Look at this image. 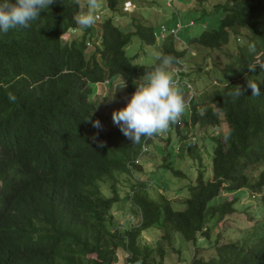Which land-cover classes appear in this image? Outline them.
<instances>
[{"label":"trees","instance_id":"16d2710c","mask_svg":"<svg viewBox=\"0 0 264 264\" xmlns=\"http://www.w3.org/2000/svg\"><path fill=\"white\" fill-rule=\"evenodd\" d=\"M80 1L54 0L29 27L0 34V264H117L119 251L127 254L128 264H165V246L167 253L175 234L196 248L188 264H264V170L255 172L264 164V0H226L212 13L204 10L208 28L184 41L168 31L159 39L162 27L157 34L151 25L131 20V26L120 27L107 17L99 23L92 53L87 52L91 28L75 24L87 11ZM124 3L105 0L106 12L113 15ZM69 32L71 42L65 41ZM133 36L140 46L173 57L170 72L184 67L182 81L193 71L185 62L193 46L225 50L233 37L236 47L220 70L231 79L213 90L208 102L199 97L186 102L187 88L177 85L185 113L167 128L162 162L164 170L181 178L187 175L175 167L176 158L190 157L198 165L194 185L186 186L184 208L174 209L163 195L152 199L147 184L138 183L124 200L139 218L129 217L125 227L113 214L123 202L117 177L133 175L150 137L132 143L109 126L91 97L93 85L115 80L130 97L159 63L152 57L136 64L138 54L127 55ZM248 81L258 85L260 95H251ZM237 87L239 96L233 94ZM97 120L100 127L93 126ZM179 120L184 129L226 125L222 136H204L208 157L206 144L213 146L210 179L201 170L196 143L181 136L172 144L171 133H181ZM247 194L256 199L257 214L250 202L238 206ZM237 212L247 214L252 225L238 240L220 242L221 233L214 236L212 229ZM148 228L161 232L155 246L139 243ZM202 247L210 250L206 259L199 255Z\"/></svg>","mask_w":264,"mask_h":264},{"label":"rangeland","instance_id":"374dc122","mask_svg":"<svg viewBox=\"0 0 264 264\" xmlns=\"http://www.w3.org/2000/svg\"><path fill=\"white\" fill-rule=\"evenodd\" d=\"M80 2L83 8L87 7L88 0H81ZM125 2H130L131 4L129 11L121 8V10L119 9L120 12L117 11L111 15L106 12L105 0H98L95 14L97 15V20H100H96V22L90 26L92 30V40L90 42L89 49L87 50L88 53H92L93 51L91 50L94 49L92 47L93 44H97L99 42L101 34V27L99 23L104 18L112 17L114 22L120 27L131 26L129 22L131 20L139 21L145 25L153 26L157 34L160 32V27H163L170 33L177 32V37L181 41H184L190 37L200 35L208 28L209 23L207 25V23H205V19H209V17L205 14L204 10L207 14L212 13L215 11V6L217 4H224L226 0H125ZM217 17H220V15L218 14ZM178 24L180 25L179 29ZM175 26L176 29H174ZM128 29L129 31H132L131 27ZM245 33L246 32H243V35ZM163 36L164 33L159 36V39ZM241 38L243 39V37ZM73 39L74 35L71 32L65 35V41L71 42ZM140 45V40L133 36L129 46L126 48L127 55L129 57H135L138 54L139 58H135L136 64L150 63L152 61L153 52L158 51V48H149L145 45ZM234 47H236V45L233 42V37H231L225 50H208L199 46H193L191 48V54L187 57L185 62H187L186 70L193 71L192 73H185V79L183 78L184 85L187 83V91H185V95H183L184 98L186 96V102L191 98L198 97L202 98L203 101L208 102L207 96L213 90L223 87L224 84L231 79L223 77L220 70L224 68L228 54L235 51ZM143 51L145 52L144 54L142 53ZM215 66H218V68ZM198 67H200L201 70H198ZM129 98L130 97L125 93L120 80L112 82L106 81L105 83L93 85V95L91 100L96 102L99 112L109 118V126L111 127L116 126L113 124L111 119L112 112L124 107ZM183 113H185V109ZM178 123L181 133H179V135H176L174 132L171 133L170 139L173 140L172 144L176 146L181 136H185V139L196 143L203 159L201 170L204 171V177L206 179H210L211 174L209 160L212 155L213 146L211 143L206 144L208 145L209 151L208 157L207 151L204 147L205 137L212 135H217L219 137L222 136V134L226 131V125L221 122L216 128L207 127L204 129H184L182 121L179 120ZM168 132L169 131L167 129L162 133H158L157 135H153L149 138V141L146 144L148 149L147 153L138 159V162L136 163L137 167L133 175H120L117 177V189L120 198L123 200L122 203L120 202L115 205L116 208L113 210V214L116 216L117 225H124L127 227V219L129 217L133 218L135 221L139 218L136 208L133 207L130 202H125L124 200L126 195L130 192V186L138 183L147 184L146 190L152 199L156 200L159 195H163L171 201L174 209L181 210L184 208V205H182L181 202L188 196V193L185 192V190H187L186 186L193 183V179H195L198 174V165L197 163H194L185 152L184 155L185 157H188V160L186 161V158L182 160H180V158H176L174 165L176 168H183L182 171L187 175L186 178L175 177L170 173V171L163 169L162 154H166L165 149H167V146L169 145L165 141V137ZM260 169L264 170V164H262L259 169L255 170V172L261 171ZM255 172L253 171L252 173ZM194 183L192 185H194ZM105 187L108 188V186ZM102 192L104 196H109V189H104ZM222 197H225L229 201L231 200L232 195ZM249 202L253 207L251 208V213L257 214V209H255V206L257 205L256 199L250 197L249 194L244 196L238 206L247 207ZM250 225H252V223L250 221L248 223L247 214L237 212L227 217L220 224L214 227L212 229V233L214 236H216L217 233H221L223 241L220 242H234L239 239V236L243 234L242 232H247ZM246 228L247 230L245 231ZM160 237L161 232L159 230L155 228H148L141 234L139 243L141 246H155L160 240ZM174 240L175 242L173 246L167 248V253V246H165V264H188L193 258L196 248L193 244L185 242L179 234H175ZM209 252L210 250H207L206 247H202L199 251V255H202L203 258L206 259V257L209 256ZM126 258L127 254L123 251H119L117 264H126Z\"/></svg>","mask_w":264,"mask_h":264},{"label":"clouds","instance_id":"9594fccd","mask_svg":"<svg viewBox=\"0 0 264 264\" xmlns=\"http://www.w3.org/2000/svg\"><path fill=\"white\" fill-rule=\"evenodd\" d=\"M53 2L54 0H0V34L11 29L29 27ZM126 3L128 2L122 5V9ZM96 8L97 0H88L87 11L75 17V24L81 30L96 22ZM74 32L76 31L73 30L72 33ZM153 58L159 62L153 71L144 82L136 85L124 107L114 110L111 114L113 124L132 143H139L141 137H152L167 130L169 124L175 122L185 109L184 99L175 86L172 72L168 70L174 58L160 51H154ZM260 67L264 68V65ZM248 86L251 88V95L261 94L255 83L248 81ZM233 94L241 95L238 87ZM7 98L10 102L15 101L12 94H8ZM93 126L100 127L99 121H93ZM143 150H148L147 146H144Z\"/></svg>","mask_w":264,"mask_h":264},{"label":"built area","instance_id":"2783aa9c","mask_svg":"<svg viewBox=\"0 0 264 264\" xmlns=\"http://www.w3.org/2000/svg\"><path fill=\"white\" fill-rule=\"evenodd\" d=\"M131 7V4L128 2V3H126L125 5H124V10H126V11H128L129 10V8ZM165 32V29L162 27V29H161V34L162 33H164ZM173 71V72H172ZM171 72H172V74H173V79L175 80V86L177 87V85L180 83V82H183L184 83V81H182V78H180V74H181V72H182V68H177V69H175V70H172ZM186 85H187V83H186ZM186 85H185V87H186ZM187 88V87H186Z\"/></svg>","mask_w":264,"mask_h":264}]
</instances>
